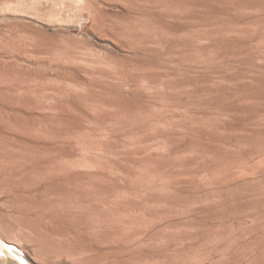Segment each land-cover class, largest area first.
<instances>
[{
    "label": "rangeland",
    "instance_id": "1",
    "mask_svg": "<svg viewBox=\"0 0 264 264\" xmlns=\"http://www.w3.org/2000/svg\"><path fill=\"white\" fill-rule=\"evenodd\" d=\"M263 234L264 0H0L5 244L252 264Z\"/></svg>",
    "mask_w": 264,
    "mask_h": 264
},
{
    "label": "bare ground",
    "instance_id": "2",
    "mask_svg": "<svg viewBox=\"0 0 264 264\" xmlns=\"http://www.w3.org/2000/svg\"><path fill=\"white\" fill-rule=\"evenodd\" d=\"M256 244H259V243L256 242ZM11 245L5 244L4 241L0 237V252L1 253H4L5 256H8V258H10V260L17 262L18 264H31L21 251H19L18 249H16L14 246H11ZM261 245H262L263 255L262 257H259L260 260H258V262L256 261V258H253L252 264H264V242H262Z\"/></svg>",
    "mask_w": 264,
    "mask_h": 264
}]
</instances>
